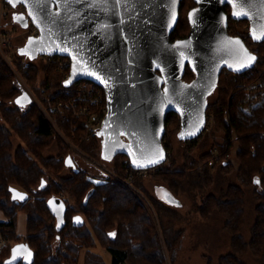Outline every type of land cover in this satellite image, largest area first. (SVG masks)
I'll return each mask as SVG.
<instances>
[{
    "label": "trees",
    "instance_id": "obj_1",
    "mask_svg": "<svg viewBox=\"0 0 264 264\" xmlns=\"http://www.w3.org/2000/svg\"><path fill=\"white\" fill-rule=\"evenodd\" d=\"M194 4V0H182L180 18L172 32V39L187 34L185 32L190 29L188 11ZM245 24L249 26V21L245 20ZM251 43L248 44L258 55L257 60L243 72L223 69L218 94L208 104V111L213 113L216 122L214 132L223 134L225 141L214 140L202 157H209L214 146H219L222 152H231L236 146V159L233 160V156L223 165L195 169L190 165L191 153L204 138L201 136L184 140V165L178 166L176 159L168 155L167 160L152 174L162 178L164 182L160 186L175 195L178 190L187 188L204 193L198 206L204 218H210L215 212L223 216L224 228L231 234L233 250L221 256L219 264H247L241 259L247 251L264 264V102L254 107L251 113H246L241 106L245 99L252 98L249 94L252 84L257 92L264 91V40ZM14 58L25 78L35 84L39 66L34 58L27 61L19 51L14 53ZM64 58L70 60L68 56ZM45 65L48 69L46 82L51 84L56 71L53 65ZM193 76L194 71L188 65L184 77L191 79ZM67 79L65 77L58 91H47L55 100L68 99L76 94L80 81L67 84ZM258 80L262 82L261 86L255 84ZM22 91L15 76L0 60V210L7 217V220L0 221V234L7 241L0 248V264H6L12 256L13 247L19 243L26 244L32 255L24 256L16 264H79L84 248L87 249L85 264H105L101 256L91 250L97 240L110 252L111 264H165L151 218L141 201L127 187L111 176L89 173L78 164L79 170L68 166L66 158L73 153L61 140L59 145L62 148L58 155L45 156V151L56 139L53 126L33 103L24 106L16 102ZM72 122L71 117L63 121L67 136L81 142L88 130L86 122L80 121L78 129L70 131L69 124ZM170 129L178 135L181 130L180 116L175 111H169L166 116L163 143L167 151L169 143L166 138ZM14 137L19 139L18 145L13 141ZM234 138L237 139L236 145ZM91 144L94 145L92 148H97L98 157L105 160L102 137L98 135ZM106 160L114 161V170L123 172L129 157L120 152ZM64 168L70 171L65 177L60 175ZM235 170L241 183L229 182L219 192L205 194L204 189L215 181V172L231 173ZM49 172L60 175V182L50 179ZM90 176L104 181L96 183ZM136 181L143 186L141 179ZM245 185L253 187L256 199V221L249 242L245 241L243 234L246 221ZM12 188L27 191L29 197L26 200L13 199ZM62 190L75 197L77 206L67 205L65 214L60 218L50 208L49 200ZM154 201L163 218L178 215L161 198L155 197ZM21 212L27 214L24 239L18 235ZM168 231L166 229L168 246L174 254L181 245L183 229L175 233L170 230V234L174 233L170 236ZM208 264H212L210 257Z\"/></svg>",
    "mask_w": 264,
    "mask_h": 264
},
{
    "label": "water",
    "instance_id": "obj_2",
    "mask_svg": "<svg viewBox=\"0 0 264 264\" xmlns=\"http://www.w3.org/2000/svg\"><path fill=\"white\" fill-rule=\"evenodd\" d=\"M9 1L23 3L28 24L39 30L22 47L25 54L68 56L67 84L87 79L104 88L108 112L99 132L104 157L124 152L135 168L167 160L163 136L169 111L180 116L182 139L200 136L208 98L217 89L223 68L243 72L257 60L242 36L229 33L226 4L234 18L250 21L254 41L264 40V0H194L197 4L188 13L190 31L176 39L171 35L182 0ZM188 64L195 73L191 81L183 78ZM31 99L24 89L16 102L26 106ZM66 164L79 170L72 155ZM156 192L162 200L180 205L166 187L158 186ZM12 197L26 200L29 193L12 188ZM49 206L60 218L67 209L60 196L50 198ZM27 248L16 244L6 264L31 257Z\"/></svg>",
    "mask_w": 264,
    "mask_h": 264
},
{
    "label": "rangeland",
    "instance_id": "obj_3",
    "mask_svg": "<svg viewBox=\"0 0 264 264\" xmlns=\"http://www.w3.org/2000/svg\"><path fill=\"white\" fill-rule=\"evenodd\" d=\"M14 12H16L15 9H6L3 12L1 9L0 0V27L5 31L10 30V33H12L13 35V45L11 52L12 65L9 64L1 56L0 60L5 63L7 68L15 76V79L17 80L20 87L23 88V90L26 89L31 94V103H33L44 116L50 119L56 139L54 140L52 145L45 151V156L58 155L59 151H61L62 148L59 145V141L61 140L63 145L73 153L72 156L79 166L86 169L89 173L97 176H111L112 178L119 180L120 183L127 187L141 201L145 210L148 212L151 218V221L157 233L165 264H208L209 257L212 258V264H219L221 256L232 252V238L230 232L224 228V218L219 212H215L210 218H204L201 215L200 211L198 210V206L204 197V193H199L200 190L198 189L192 190L187 188L186 190H178L176 192L177 196L175 194L174 195L180 200V205L170 204L163 200L164 203L170 206L171 209L174 210V212H176L178 215L171 218H167L166 216L163 218L159 210L160 208L154 201V198L159 197L156 190L157 187L163 184L164 181L162 180V178L152 175L155 169H153L146 176H138L139 178L135 177L132 183L128 184V182L126 181L127 169L123 172L114 170V161L106 159L104 160L98 157L97 148H92L94 145L91 144L94 138L96 139V137H85L87 135V131L84 137L81 139V142L74 141L67 136L66 130L63 127V121L68 120V117L73 118L74 123L72 122V124H69V127L71 129L70 131H72L77 128H74L75 122L77 125L80 124V121L85 123L87 116H79L75 110H71L70 112L65 110L66 115L64 116L59 112H50L49 115L46 114V112H48L46 110H49V107L53 106L55 103L58 104V102L62 101L63 107H66V103L70 101V98L56 100L55 98L50 99V97L52 96H50V93L47 92L50 91L51 93H53L58 91L60 85L65 82L66 72L62 71L55 64L46 61L41 57V55L37 56L35 54H32V57H35L34 60L36 64H38L39 66L37 81L35 84H32L25 78L15 62L14 53L19 51L20 53H23V57L25 58V60H31V57L25 54V49H22L27 41L28 36L30 35L28 29L29 24L26 20L25 11L16 12L17 21L13 18ZM238 26L239 27H236L237 31H240L242 37L244 36L243 38L248 40L249 37H246V35L249 34L248 24H245V22H243ZM188 32L189 30L185 33ZM39 57L41 58L39 59ZM45 63L53 65L56 71V73H54V76L52 75L53 80L51 84L46 82L48 80V69ZM185 79L189 80V78ZM217 94L218 89H216L214 93L209 96L208 101L212 102L216 98ZM74 96L75 95H73L71 98H73ZM61 112H64V110ZM211 114L213 115V113ZM82 117L84 118L82 119ZM0 122H2L1 118ZM215 126L216 122L214 119L212 127L210 126V130H205V133L203 132V134L199 136H204V138H201L198 145L193 149L191 153L192 158L190 159V165H192L195 169H201L205 166H208V164H205L206 157H202V155L212 147L214 140L218 142H224V135L221 133L216 134L214 132L216 128ZM170 130L171 131H169L168 137L166 138L167 142L169 143L168 155L173 156L176 159V163L178 166H182L185 162V158L183 155L186 149V142H184L185 139L181 138L182 135H178L177 132L173 133L172 129ZM236 140L237 139L234 138L235 145ZM13 141L15 142V145H18L19 139L14 137ZM236 148L237 147L234 146V150H231L232 157L234 156L233 160L236 159ZM236 170L238 169L236 168ZM236 170L231 173L215 172V170V181L210 186L204 189L205 194L209 192H219L220 189L226 186L229 182L241 183ZM69 174L70 171L67 168H64L60 173V175L63 177L68 176ZM60 175L57 176L52 172H49L50 179L54 181L60 182ZM137 179H141V183H143L144 187L137 183ZM244 187L246 190V221L243 234L245 241L249 242L252 238V228L256 221V199L253 195V187L247 185H245ZM59 195H62L66 199L68 205H71L73 207L77 206L75 197L68 193L66 190H62ZM19 218L20 223H18V235L21 239H24L27 232V214L25 212H21L19 214ZM168 220H171V222L169 223ZM169 226H171V228ZM166 229H169V236L174 234L175 231L183 229V238L181 245L175 249L174 254L168 246ZM170 230H173L174 233L172 232V234H170ZM0 240L1 248L7 241L1 234ZM86 250V248L82 250L79 264H85ZM91 250L99 254L105 264H111V254L102 242L97 240L96 245L94 247H91ZM241 259L247 264H262V262L256 256H254L251 251H247L245 254H243L241 256Z\"/></svg>",
    "mask_w": 264,
    "mask_h": 264
},
{
    "label": "built area",
    "instance_id": "obj_4",
    "mask_svg": "<svg viewBox=\"0 0 264 264\" xmlns=\"http://www.w3.org/2000/svg\"><path fill=\"white\" fill-rule=\"evenodd\" d=\"M1 9L4 12L6 9H15L16 11H26V7L23 3H18L16 7H13L9 0H1ZM29 29V36L37 35L39 30L36 25L31 23L28 27ZM248 37V34L246 35ZM12 45H13V35L10 31H5L0 27V56L4 58L9 64L12 65ZM46 61H49L52 64H55L59 67L62 71L66 72V77L70 74L71 68V60H67L64 58L63 55L57 54H43L41 55ZM79 85L77 86L76 94L73 98H70V101L66 103V107H63V102H58V104H54L53 106L49 107V110H46L47 115L50 112H59L62 115H66L65 110L71 111L75 110L79 116H87L86 125H87V135L85 137L92 138L97 137L103 125L104 119L108 112V105H107V96L104 88L97 84L94 81L83 79L79 80ZM257 86H261L262 82L258 80L255 82ZM255 85L252 84L250 86L249 94L252 95V98L241 105L242 108L246 113H251L252 109L256 106L261 105L264 102V91L260 93L254 90L253 88ZM50 99H54L50 97ZM79 106V108H78ZM63 107V108H60ZM64 112H61L63 111ZM212 116V117H211ZM49 119V118H48ZM50 120V119H49ZM214 121V116L207 111V121L205 126L202 130V133L206 130H210V126L212 127ZM74 128L78 125L75 123ZM205 133V132H204ZM225 141V140H224ZM223 143V142H221ZM232 158V153L229 151L222 152L219 146H214L211 150V154L209 157L206 158L205 164H208L212 167H215L220 164L227 163ZM162 164H159L155 167L147 168H135L133 167L131 161L129 160L126 163L127 175L126 181L128 184H131L133 179L138 176H146L148 175L153 169L159 168ZM121 179V177H120ZM62 199L66 201V199L59 195ZM67 203V201H66Z\"/></svg>",
    "mask_w": 264,
    "mask_h": 264
},
{
    "label": "flooded vegetation",
    "instance_id": "obj_5",
    "mask_svg": "<svg viewBox=\"0 0 264 264\" xmlns=\"http://www.w3.org/2000/svg\"><path fill=\"white\" fill-rule=\"evenodd\" d=\"M197 3L195 2V4L192 6V7H194L195 5H196ZM191 7V8H192ZM228 7H229V9H228ZM190 8V9H191ZM189 9V10H190ZM225 9H226V11H227V13H228V31H229V33L231 34V35H234V36H242L241 34H240V31H237V29H236V27H239L238 25L239 24H241V23H243V22H245V20H248V19H246V18H244V19H238V18H234L233 16H232V9H231V6L229 5V4H226L225 5ZM188 13H189V11H188ZM249 21V20H248ZM190 28H191V25H190ZM248 28H249V34H250V21H249V26H248ZM189 31H190V29H189ZM189 33V32H188ZM188 33L186 34V35H184V36H182V37H179V38H183V37H185V36H187L188 35ZM248 34V37L250 36ZM244 37V36H243ZM245 39V38H244ZM246 40V39H245ZM246 42H247V44L248 43H253V42H256V41H254L253 39H252V37H249L248 38V40H246ZM251 43V44H252ZM249 45V44H248ZM254 53H256L255 52V50H252ZM189 65V64H188ZM187 65V66H188ZM229 69V68H227V67H224L223 69ZM194 77H195V73H194ZM193 77V78H194ZM183 78H184V76H183ZM193 78H191V79H189V80H187V79H185L186 81H191ZM214 93V92H213ZM105 158V157H104ZM105 159H107V158H105Z\"/></svg>",
    "mask_w": 264,
    "mask_h": 264
},
{
    "label": "crops",
    "instance_id": "obj_6",
    "mask_svg": "<svg viewBox=\"0 0 264 264\" xmlns=\"http://www.w3.org/2000/svg\"><path fill=\"white\" fill-rule=\"evenodd\" d=\"M14 18V20H15V17H13ZM26 28V27H25ZM35 58V57H34ZM20 219V218H19ZM5 220H7V217H6V215L4 214V212L3 211H1L0 210V221H5ZM19 223H20V220H19ZM0 245H1V240H0Z\"/></svg>",
    "mask_w": 264,
    "mask_h": 264
},
{
    "label": "snow or ice",
    "instance_id": "obj_7",
    "mask_svg": "<svg viewBox=\"0 0 264 264\" xmlns=\"http://www.w3.org/2000/svg\"><path fill=\"white\" fill-rule=\"evenodd\" d=\"M240 13H238V15H239ZM250 59H254V57H251ZM241 66H243V65H241ZM153 162H155V161H153ZM258 182V181H257ZM21 199H23V195L22 194H17ZM21 247H23V246H21Z\"/></svg>",
    "mask_w": 264,
    "mask_h": 264
}]
</instances>
